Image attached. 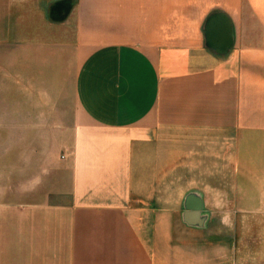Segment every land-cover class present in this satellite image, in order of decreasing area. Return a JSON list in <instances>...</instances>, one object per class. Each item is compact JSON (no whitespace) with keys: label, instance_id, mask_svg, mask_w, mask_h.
Listing matches in <instances>:
<instances>
[{"label":"crops","instance_id":"1","mask_svg":"<svg viewBox=\"0 0 264 264\" xmlns=\"http://www.w3.org/2000/svg\"><path fill=\"white\" fill-rule=\"evenodd\" d=\"M9 44L73 110L64 189L0 190V264H264V0H0ZM160 162L192 170L175 207Z\"/></svg>","mask_w":264,"mask_h":264},{"label":"rangeland","instance_id":"2","mask_svg":"<svg viewBox=\"0 0 264 264\" xmlns=\"http://www.w3.org/2000/svg\"><path fill=\"white\" fill-rule=\"evenodd\" d=\"M16 49L9 44L8 53L3 55L8 70L0 66V127L7 129V133L0 134V190L8 191L10 198L22 190L34 189L41 191L37 196L55 197L53 192L63 190L68 182V171L60 161L71 142L73 94L70 85L64 83L53 85L50 90L38 84L22 85L20 80L17 84V56L26 55L16 53ZM18 94L22 96L17 101ZM213 136L215 141H221L224 135ZM263 141L264 137H255L248 142L256 145ZM217 153L222 150L219 148ZM159 161L162 160L156 163ZM227 169L234 178V170L231 172L230 166ZM218 170L224 177L226 167ZM189 178L192 179L191 168L182 172L177 165L164 167V162H160L145 189L157 205L175 207ZM233 220H237L236 215Z\"/></svg>","mask_w":264,"mask_h":264},{"label":"water","instance_id":"3","mask_svg":"<svg viewBox=\"0 0 264 264\" xmlns=\"http://www.w3.org/2000/svg\"><path fill=\"white\" fill-rule=\"evenodd\" d=\"M213 19L212 18H210L209 20H208V22H207V27L208 28H210L212 25H213ZM210 32V31H209Z\"/></svg>","mask_w":264,"mask_h":264}]
</instances>
